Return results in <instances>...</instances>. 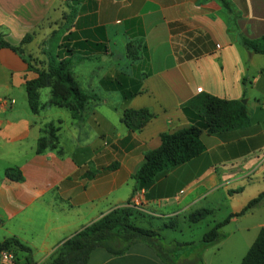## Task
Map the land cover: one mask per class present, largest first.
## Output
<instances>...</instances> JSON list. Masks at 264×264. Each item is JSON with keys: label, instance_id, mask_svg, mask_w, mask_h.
Wrapping results in <instances>:
<instances>
[{"label": "crops", "instance_id": "obj_1", "mask_svg": "<svg viewBox=\"0 0 264 264\" xmlns=\"http://www.w3.org/2000/svg\"><path fill=\"white\" fill-rule=\"evenodd\" d=\"M78 1V15L68 22V0H0V30L22 48L0 47V240L17 236L42 264L76 232L128 200L138 199L154 220L176 214L188 220L186 211L220 185L225 198L244 196L231 213L264 192V54L242 43L264 35V0H229L231 9L219 0ZM133 19L144 35L131 36L137 29L128 24ZM128 43L144 53L142 59L132 60ZM55 56H85L71 71L100 99L90 100L81 118L48 105L49 86L40 89L44 106L38 113L29 105L26 83L39 76L29 65L47 67ZM87 62L97 65L82 71ZM97 88L121 97L109 102ZM199 93L246 100L249 124L203 132L201 154L162 171L149 187H138L133 175L145 153L161 144L162 133L190 125L183 105ZM128 109L147 110L152 117L133 129L123 120ZM48 123L60 125L62 152H37ZM8 167H18L24 179L6 177ZM229 223L249 250L264 229V202ZM87 264L170 263L148 243L137 242L120 255L97 248Z\"/></svg>", "mask_w": 264, "mask_h": 264}, {"label": "trees", "instance_id": "obj_2", "mask_svg": "<svg viewBox=\"0 0 264 264\" xmlns=\"http://www.w3.org/2000/svg\"><path fill=\"white\" fill-rule=\"evenodd\" d=\"M71 1H75V3L72 4ZM219 1L231 9L229 0ZM78 4V0H68L69 11L64 16L68 22H72L78 15ZM131 22L137 27L130 33L131 36L135 38L144 35V30L140 27L141 22L133 19L128 24ZM68 33L67 36L70 38L72 31L68 30ZM30 38L31 35H27L22 43L27 42ZM242 43L250 51L264 54V35L255 39L242 38ZM2 46L22 51L21 46H14L5 39V34L0 30V47ZM133 46L132 43H128V51L132 60L133 58L142 59L144 53L140 55L137 51H133L132 48L135 47ZM66 51H70L72 54L71 50ZM82 59H85V56H75L74 58H57L55 56L47 67L29 65L39 74L37 78L26 83L28 102L33 112L38 113L44 106L40 101V89L48 86L52 88L53 95L47 104L68 108L75 119L82 117L90 100L100 99L97 94L87 93L74 78L71 71L72 64L74 61ZM114 80L117 83L120 82L119 79ZM137 93V91L124 92V97L128 99ZM183 110L190 119V125L174 132L162 133L161 144L145 153L144 162L133 175L138 187H149L162 171L183 164L201 154L205 149L202 141L203 132L218 133L245 127L250 122V110L241 100L223 99L209 93H199L192 97L183 105ZM151 117L152 114L147 110L128 109L124 112L123 120L129 127L139 129ZM59 130L60 125L54 123H48L42 127V136L38 140V153L50 149H58L62 152V147L59 145ZM5 176L14 181L24 179L23 173L18 167H8L5 170ZM263 202L264 192L249 200L239 212L232 213L225 220L215 223L204 233L199 242H178L177 246L201 244L204 248L220 242L226 237L222 229L232 217L243 215ZM135 208L142 211V208L135 206L131 200H128L126 205L113 208L68 238L58 248L56 254L42 264H87L92 252L97 248H103L113 255H120L126 253L137 242L148 243L171 264L170 260L164 256L166 252L162 251L163 248L160 244V240L163 239L162 234L156 229L135 223L133 220ZM213 212L214 210L210 208H198L189 213L188 220L191 223H197ZM141 214L148 216L144 212ZM163 226L172 229L176 227L171 219ZM175 250L176 247H173L168 251L174 253ZM2 251L11 252L15 264H36L31 257V247L23 243L17 236L0 240V253ZM21 256L24 257L23 261H21ZM241 264H264V229L259 232L256 240L244 255Z\"/></svg>", "mask_w": 264, "mask_h": 264}, {"label": "rangeland", "instance_id": "obj_3", "mask_svg": "<svg viewBox=\"0 0 264 264\" xmlns=\"http://www.w3.org/2000/svg\"><path fill=\"white\" fill-rule=\"evenodd\" d=\"M93 65H97V63L87 62L83 65H80L79 68L82 71H88ZM95 93H98L109 102L120 99L118 98L119 96L121 97L119 92L112 96L110 94L105 95L104 92L98 88ZM44 97L45 94H43L42 99ZM218 188L219 189H216L215 191L209 192L206 198H201L197 206L193 208L206 207L214 210L211 215L197 224L189 225V221L184 219L183 215H180L179 217L178 214L173 215L172 218L166 217L165 220H162L163 218L158 216L160 221H157L154 220V217L151 215H142L141 213L143 211H141L139 208L134 209L135 215L133 220L138 225L151 227L160 231L163 236V239L160 240V244L163 248L162 251L166 252V254L163 255L166 256L167 259L172 262V264H241L242 258L248 250L244 251V248L241 244L242 238H240V234L236 235L233 233L234 229L236 228L234 227L233 223H229L230 221L228 222L229 224L227 223L224 225L222 229L226 236H231L224 243L221 240L216 244L204 248L201 246V244H197L196 247H192L193 245L177 246L178 242H199L202 239L204 233L208 231L215 223L221 222L228 218L232 214V209L237 208L240 201L244 198L243 195L234 196L232 199L229 197L225 198L223 186L220 185ZM224 191L227 192L226 189ZM137 207H140V205ZM191 210H187L186 213H190ZM169 219L175 223L176 227L174 229L164 228L163 224L168 222ZM173 247H176V250L174 253H170L168 250ZM191 247V253L193 252V254L190 256V253L188 254V252H190L189 249Z\"/></svg>", "mask_w": 264, "mask_h": 264}, {"label": "built area", "instance_id": "obj_4", "mask_svg": "<svg viewBox=\"0 0 264 264\" xmlns=\"http://www.w3.org/2000/svg\"><path fill=\"white\" fill-rule=\"evenodd\" d=\"M5 101V100H4ZM3 100H0V103H2ZM11 102H14V100H11ZM138 199L137 201L134 203L135 206H139L140 204L138 203ZM154 215H157V214H154ZM159 216V215H158ZM0 260L3 262V263H6V264H15L14 262V256L11 252L9 251H2L0 253Z\"/></svg>", "mask_w": 264, "mask_h": 264}, {"label": "water", "instance_id": "obj_5", "mask_svg": "<svg viewBox=\"0 0 264 264\" xmlns=\"http://www.w3.org/2000/svg\"><path fill=\"white\" fill-rule=\"evenodd\" d=\"M243 103H246V100H242Z\"/></svg>", "mask_w": 264, "mask_h": 264}]
</instances>
